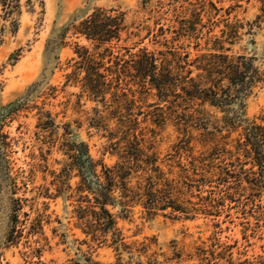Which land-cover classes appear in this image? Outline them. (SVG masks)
<instances>
[{"label":"trees","instance_id":"trees-1","mask_svg":"<svg viewBox=\"0 0 264 264\" xmlns=\"http://www.w3.org/2000/svg\"><path fill=\"white\" fill-rule=\"evenodd\" d=\"M260 2L264 15V0ZM0 6V19L10 21L12 31L16 32L18 24L13 17L20 13L19 0H0ZM218 11L211 4L209 16ZM77 22L74 19L48 40L46 55L65 46L69 33L89 43L88 46L76 45V56L69 61L73 70L66 76V85L78 86L81 97L86 96L101 105L102 109L93 110L89 122L93 128L100 130L103 119L116 118L119 137L109 136L108 140L112 143L117 139L112 145L119 147L116 149L119 161L108 166L95 160L86 142L70 139L71 123L60 126L44 107L30 106L45 94L43 79L29 86L13 102L0 107V250L16 245L25 230L37 235L42 229L39 217L31 219L23 212L35 197H18L20 188L10 162L12 144L4 132L8 120L23 111L37 109L36 136L46 145V133L49 134L50 149L58 145L66 158L60 171L52 174L51 184L57 192L53 198L74 201L71 213L77 220L76 226L93 243L107 245L109 242L108 246L115 253V261L111 264H264L261 260L236 261L228 254V249L218 243L210 246L202 243L186 252L178 248L176 241L170 242L166 251L158 247L155 238L128 242L113 211L119 209L120 215L125 217L132 207L141 206L151 217L163 213L175 219H191V214L200 210L191 201L193 189L203 192L206 187L216 189L206 190L207 197H198L208 201L211 209L204 210L206 215L219 213L214 209L222 203L241 202L242 197L248 203L245 205L260 206L256 202L264 198V114L249 119L245 102L256 88H264V68L256 64L254 56L232 53L231 46L240 39L242 26L225 24L221 35L207 40V44L212 43V50L190 61L189 53H181L168 44L181 39L198 42L202 38L208 26L202 23L201 12L197 10H192L188 18L175 21L177 27L167 29L173 37L165 40L167 50L158 52L147 48L132 52L134 47L123 48V54L114 51V44L121 41L128 29L126 13L118 9L96 8ZM158 32L156 36L165 33L162 27ZM191 67L198 72L195 76ZM137 94L157 99L152 105L154 111L148 114L155 124L162 125L173 118L176 121L181 138L174 159L166 164L167 171L140 128ZM206 106L224 114L212 123V129ZM60 129L63 132L59 137ZM224 130L228 134L221 136L223 140L240 130L235 151L227 149V142L218 140V134ZM195 132L199 133L198 137L194 136ZM193 141L214 146L208 152L195 155ZM73 174L79 178L74 188L70 185ZM46 196L52 198L48 188ZM153 246L158 248L153 250ZM71 264L101 263L83 254Z\"/></svg>","mask_w":264,"mask_h":264},{"label":"rangeland","instance_id":"rangeland-1","mask_svg":"<svg viewBox=\"0 0 264 264\" xmlns=\"http://www.w3.org/2000/svg\"><path fill=\"white\" fill-rule=\"evenodd\" d=\"M19 3L20 13L13 17L18 24L16 32L12 31L10 21L0 19V107L13 102L29 86L43 79L45 94L31 102L30 106L44 107L60 126L71 123L73 134L70 139L86 142L92 157L108 166L119 161L116 150L119 147L114 146L117 139L112 142L114 145L108 140L109 136L119 137V133H116V118L103 119L104 129L93 128L89 123L94 115L93 110L102 109L101 105L86 96L81 97L78 86L66 85V76L73 70L69 61L76 56V45L88 46L89 43L83 37L69 33L65 46L46 55L48 40L56 37L74 19L79 22L96 8L118 9L126 13L128 29L122 34L121 41L114 44V51L123 54V48L134 47L132 52L141 48L158 52L166 51L165 40L170 41L173 37L167 29L177 27L175 21L188 18L192 10H197L201 12L202 23L208 26L203 30L202 38L198 42L181 39L169 43V47L177 48L181 53H189V60L192 61L198 55L212 50L213 45L207 44V40L221 35L225 24L237 23L242 26L239 30L241 36L231 46L232 53L254 56L256 64L264 68V15L260 0H19ZM211 4L219 11L209 16ZM260 15L263 16L258 19ZM160 27L165 33L156 36ZM208 28H212V31L209 32ZM225 46L229 47L228 44ZM191 69L195 76L198 72L194 67ZM133 89L136 90L135 87ZM136 98L140 107V128L167 171L166 164L174 159L176 145L181 138L176 121L173 118L162 125L155 124L153 117L148 114L154 111L152 105L157 103V99L152 95L140 97L138 94ZM205 108L212 129V123L220 120L224 114L215 108ZM245 112L249 119L264 114V88H256L249 96L245 102ZM37 113V109L21 112L6 122L4 132L12 144L10 162L20 188L18 197H35L27 203L23 212L28 213L31 219L39 217L42 229L37 235H31L25 230L16 245L1 249L0 264H71L81 259L83 254L101 264H111L115 261V253L108 246L109 242L107 245L93 243L76 226L77 220L71 213L74 201L65 202L61 197L53 198L57 192L55 185L51 184L52 174L60 171L66 158L58 145L50 149L49 134L46 133V145L36 136ZM62 132L63 129H60L59 137ZM198 134L195 132L194 136L198 137ZM227 134L226 130L222 131L218 134V140L227 142V149L235 151V140L240 130L233 132L228 140L221 139V136ZM191 145L195 155L208 152L214 146H204L198 141H193ZM183 162L186 160L183 159ZM78 182L79 178L73 174L70 180L72 188ZM46 188L52 198L46 196ZM206 190L216 189L206 187L203 192L193 189L194 197L191 201L200 210L192 213L191 219H175L163 213L151 217L141 206H135L125 217L120 215L119 209L113 210L118 216V227L128 242L155 238L158 247L164 251L172 241H176L178 248L186 252L202 243H206V246L218 243L222 248H227L228 254H232L236 261H264V198L256 202L260 205L258 208L245 205L248 203L242 197L241 202L226 201L214 209L219 213L206 215L204 210L210 208L208 201L198 198L207 197ZM83 240L87 243H83ZM158 247L153 246V250Z\"/></svg>","mask_w":264,"mask_h":264}]
</instances>
